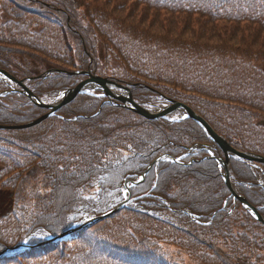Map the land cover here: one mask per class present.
<instances>
[{"label":"trees","instance_id":"trees-1","mask_svg":"<svg viewBox=\"0 0 264 264\" xmlns=\"http://www.w3.org/2000/svg\"><path fill=\"white\" fill-rule=\"evenodd\" d=\"M0 68L45 101L85 76L39 74L90 70L130 84L137 101H183L234 147L264 155V0H0ZM14 87L0 79V124L47 112ZM197 142L211 141L192 119L148 120L96 94L34 127L0 129V250L70 227L103 167L104 188L118 187ZM125 153L131 162L114 166ZM205 155L160 162L133 189L163 215L124 208L0 264H264V226ZM231 178L264 215V164L232 158Z\"/></svg>","mask_w":264,"mask_h":264},{"label":"water","instance_id":"water-1","mask_svg":"<svg viewBox=\"0 0 264 264\" xmlns=\"http://www.w3.org/2000/svg\"><path fill=\"white\" fill-rule=\"evenodd\" d=\"M0 73L2 75L6 76L7 78L13 80V81H17L12 75H10L8 72H6L4 70L0 69ZM84 73L87 74L89 76V78L80 82L76 87L67 90L64 93L62 99L55 104L43 103L39 98H37L33 94L32 91H30L26 86L23 85L25 92L28 94V96L31 99H33L39 105L45 106V107L51 109V112L49 114H46V115L40 117L39 119H37L33 122H30V123L25 124V125L20 126V127H28V126H32V125L39 123L40 121H42L44 118H46L50 114H53L62 105L73 100L79 93H81L84 90V88L88 87L89 85L98 86L99 88H101L105 92L106 95L111 96L113 98H117V99L123 101L124 103H128L135 112H137V113H139V114H141V115H143L149 119L164 117V116L168 115L169 113L181 108L185 111V113L188 117L195 119L205 129V131L208 133V135L211 137V139L214 142H216L220 146V148L223 150V152L225 153V158H222V157L218 158L216 156H214V157L224 167L223 176H224V180H225L227 186L229 187L230 191L235 196V198H238L244 206L247 205L246 208L253 213V215L256 217V219H258L259 221H261L264 224V217L259 213L258 209L256 207H254L252 204H250L249 201L245 197L241 196L237 192V190L235 189L232 181L230 180V166H229L230 156H235V157H238L241 159H246V160H250V161H257V162H262V163H264V156L254 155L252 153L238 151L233 146H231V144L224 137L219 135L202 116L198 115L193 109H191L188 105H186L182 102L174 101L170 106L163 108L160 112H151L150 110L142 107L140 104L136 103L133 100L132 95L130 94L129 89L127 87H124L122 85H118L115 82H113L107 78H102L100 76L92 75L90 72H84ZM19 83H21V82H19ZM112 87H118V88H122V89L127 90L129 92L128 97L116 96L115 94L112 93V90H111ZM170 158L173 160L172 157H170ZM160 159L161 158L156 160L154 163H156ZM100 218L101 217L95 218L91 222L96 221ZM55 239L56 238H53L52 240H55ZM18 248H20V247H16V248H12V249H6L2 253H0V256L6 254L8 252H11L13 250H16Z\"/></svg>","mask_w":264,"mask_h":264},{"label":"rangeland","instance_id":"rangeland-1","mask_svg":"<svg viewBox=\"0 0 264 264\" xmlns=\"http://www.w3.org/2000/svg\"><path fill=\"white\" fill-rule=\"evenodd\" d=\"M99 195L101 196V198H102V196H103V193H102V191H100L99 192ZM98 196V195H97ZM123 199V191L122 190H120L119 192H114V193H110V196L108 197V200H106L105 202H107L106 203V205H105V207L106 208H109V207H111L112 205H114V203H118V202H120L121 200ZM104 202V203H105ZM141 201H138L137 199L135 200V199H131L130 200V202H129V205L130 206H133V207H141ZM86 202L83 200L82 202H81V206H80V209H79V212L80 213H83V211H86Z\"/></svg>","mask_w":264,"mask_h":264},{"label":"snow or ice","instance_id":"snow-or-ice-1","mask_svg":"<svg viewBox=\"0 0 264 264\" xmlns=\"http://www.w3.org/2000/svg\"><path fill=\"white\" fill-rule=\"evenodd\" d=\"M63 95H64V93H63V92H61V93H60V97H63ZM58 98H59V97H58ZM140 179H141V180H143V179H144V177H141ZM245 207H247V205H246Z\"/></svg>","mask_w":264,"mask_h":264}]
</instances>
